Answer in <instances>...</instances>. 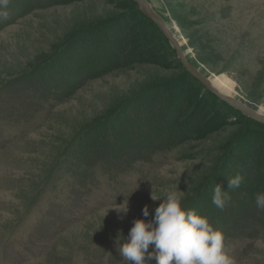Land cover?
<instances>
[{
  "label": "rangeland",
  "instance_id": "obj_1",
  "mask_svg": "<svg viewBox=\"0 0 264 264\" xmlns=\"http://www.w3.org/2000/svg\"><path fill=\"white\" fill-rule=\"evenodd\" d=\"M23 1L9 0L0 11L23 8ZM147 1L196 69L227 84L233 98L264 115V0ZM126 11L142 23L133 0H84L10 21L0 28V99L16 80L65 49L77 31ZM167 47L169 67L134 65L90 80L28 125L0 119V264H120L115 248L127 240L136 219L154 217L168 193H175L186 211L198 195L213 204L212 193L203 191L210 186L213 192L219 184L214 187L213 175L222 159L236 150L239 136L247 135L251 143L264 134L238 111L217 103L208 102V119L196 139L157 155L140 173L109 181L97 172L94 185L81 189L67 172L85 132L106 124L146 88L179 76ZM177 84L192 87L184 79ZM197 92H191L194 98L213 99ZM152 194L161 198L153 201ZM127 200V214L119 213L115 208ZM224 251L236 264H264V235L233 240Z\"/></svg>",
  "mask_w": 264,
  "mask_h": 264
},
{
  "label": "trees",
  "instance_id": "obj_2",
  "mask_svg": "<svg viewBox=\"0 0 264 264\" xmlns=\"http://www.w3.org/2000/svg\"><path fill=\"white\" fill-rule=\"evenodd\" d=\"M82 1L25 0L23 5L20 3L23 8L15 5L9 8L6 17H0V28L35 10ZM167 44L154 23L144 16L140 24L132 21L127 11L94 22L77 31L68 46L46 59L41 69L29 77H21L9 87L0 99V119L8 124L28 125L46 106L71 98L90 80L134 65L169 67L171 64L163 52ZM170 62L179 76L168 84L146 88L112 114L106 124L95 125L79 138L67 170L79 188L93 186L97 172L109 181L129 173H140L157 155L196 139V130L207 122L209 103L228 108L184 71L173 51ZM183 79L192 87L177 84ZM196 88L197 93L213 99L194 98L191 92ZM246 119L264 132L262 124ZM249 138L245 134L239 136L236 150L222 159L213 175L214 187L218 181L230 196L224 209L201 202V195L187 209L206 217L214 229L220 230L224 246L233 240H253L264 235V212L255 205V194L264 192V134L260 142L250 143ZM237 174L244 177L243 183L239 188L229 189L227 179ZM210 188L207 186L203 195L207 192L213 195ZM125 242L127 240L114 251L120 264H127L118 251ZM149 264H156V261Z\"/></svg>",
  "mask_w": 264,
  "mask_h": 264
},
{
  "label": "clouds",
  "instance_id": "obj_3",
  "mask_svg": "<svg viewBox=\"0 0 264 264\" xmlns=\"http://www.w3.org/2000/svg\"><path fill=\"white\" fill-rule=\"evenodd\" d=\"M9 0H0V9H6ZM7 11H0L6 17ZM244 177L240 174L227 179L229 189L239 188ZM161 197L152 194V200ZM230 196L221 186L213 190L212 203L223 210ZM255 205L264 212V192L255 194ZM127 214L128 200L115 208ZM109 210V209H108ZM143 217L150 215L147 205L142 209ZM123 218V217H121ZM152 246V251H149ZM127 264H236L224 251V235L214 229L208 219L194 211H186L175 193H168L154 210L151 220L136 219L127 234V242L118 248Z\"/></svg>",
  "mask_w": 264,
  "mask_h": 264
},
{
  "label": "water",
  "instance_id": "obj_4",
  "mask_svg": "<svg viewBox=\"0 0 264 264\" xmlns=\"http://www.w3.org/2000/svg\"><path fill=\"white\" fill-rule=\"evenodd\" d=\"M133 1L137 4L142 14L146 18L151 20L154 23V25L157 27V29L163 34V36L165 37V39L167 40V42L175 52V55L179 63L181 64L184 71L188 75L194 78L201 86H203V88H205L210 94H212L218 100H220L227 106L231 107L232 109L238 111L245 118L253 120L264 126V115L261 114V112L254 111L251 108L247 107L245 104H243L241 101L233 98L232 96H227L219 92L215 87H213V85L209 81V78L204 76L198 69H196L187 60L186 56L184 55V51L181 45L179 44V41L171 32L166 22L154 12V10L152 9L151 5L147 0H133Z\"/></svg>",
  "mask_w": 264,
  "mask_h": 264
},
{
  "label": "bare ground",
  "instance_id": "obj_5",
  "mask_svg": "<svg viewBox=\"0 0 264 264\" xmlns=\"http://www.w3.org/2000/svg\"><path fill=\"white\" fill-rule=\"evenodd\" d=\"M180 44V43H179ZM181 45V44H180ZM185 55V52H184ZM186 56V55H185ZM210 81V79H209ZM211 84L213 85V87H215L219 92H221L224 95L227 96H232L229 90V87L227 86V84L221 82L220 80L216 79V80H212L210 81ZM262 114V113H261Z\"/></svg>",
  "mask_w": 264,
  "mask_h": 264
}]
</instances>
